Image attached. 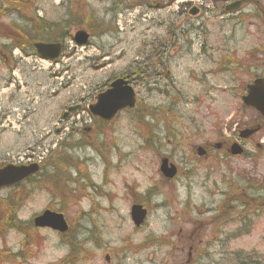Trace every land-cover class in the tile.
<instances>
[{"label": "rangeland", "instance_id": "374dc122", "mask_svg": "<svg viewBox=\"0 0 264 264\" xmlns=\"http://www.w3.org/2000/svg\"><path fill=\"white\" fill-rule=\"evenodd\" d=\"M34 1L50 22L94 12L113 31L80 48L72 36L91 25L70 26L56 62L10 53L0 35V166L26 163L39 149L55 164L17 218L30 223L53 194L71 228L67 235L0 233V264H264V211L253 207V198L264 197V120L241 101L246 86L264 77V0L235 17L223 12L232 0ZM195 4L204 9L199 19L188 14ZM1 21L27 24L17 13ZM169 30L178 36L174 45ZM228 50L244 64L236 75L216 64ZM158 52L164 65L147 60ZM129 72L134 112L111 123L88 115L97 95ZM74 106L80 113L63 120ZM251 125L260 132L240 141L238 132ZM233 140L241 156L216 147ZM162 156L179 168L172 181L159 174ZM137 202L149 209L139 228L130 215ZM242 204L254 213L245 224ZM9 212L0 207V229Z\"/></svg>", "mask_w": 264, "mask_h": 264}, {"label": "water", "instance_id": "95a60500", "mask_svg": "<svg viewBox=\"0 0 264 264\" xmlns=\"http://www.w3.org/2000/svg\"><path fill=\"white\" fill-rule=\"evenodd\" d=\"M238 4L231 6L230 10L234 11ZM89 35L84 31H79L74 36V41L77 45L82 46L87 44ZM37 53L45 59L55 60L60 56L61 44H35ZM243 104L246 107L254 108L264 117V81L256 80L252 85L247 87V94L242 97ZM136 93L133 87L129 86V82L124 79H119L111 84L109 90L99 95L96 104L90 107L91 113L95 117L102 120L111 121L119 112L124 109H132L135 107ZM247 130L241 133L242 138H248L253 133L258 131ZM202 154V150L199 149ZM233 155H241L243 149L238 145H233L231 148ZM37 171L36 165L31 166H15L7 165L0 168V190L2 188L15 185L27 179ZM160 172L167 178L172 179L177 174V168L169 164L167 158L161 161ZM147 217V210L141 206H134L131 211V218L136 227H140ZM36 228H50L60 233L68 231V225L62 214L53 212H45L34 220Z\"/></svg>", "mask_w": 264, "mask_h": 264}, {"label": "trees", "instance_id": "16d2710c", "mask_svg": "<svg viewBox=\"0 0 264 264\" xmlns=\"http://www.w3.org/2000/svg\"><path fill=\"white\" fill-rule=\"evenodd\" d=\"M74 2H83L84 0H73ZM71 5V1H69ZM35 1L34 0H0V35L7 38L12 42L11 50L14 47H32L34 42H43V41H55L57 39H62L69 35L68 29L70 26L74 25H82L85 21L89 23L91 31L94 33V28H96L97 32H106L108 30L107 26L105 25L104 21L98 20L94 12L89 13L88 16L78 18L74 17L69 11V17L66 19L65 22H50L44 18L38 16L37 10H35ZM28 13H26V12ZM30 12V13H29ZM11 13H17L22 18L26 19V26L21 27L15 25L13 23L6 24L2 22V19H7ZM95 30V31H96ZM233 58V59H232ZM232 58L226 55L223 57V64L227 61V65L233 64L237 58L236 55H233ZM160 62L161 58L159 57L156 59V62ZM146 71V70H145ZM144 70L142 72H145ZM231 72H234L233 70ZM143 75V74H142ZM141 75V76H142ZM147 76H142L141 80H146ZM147 81V80H146ZM150 85V82H147ZM28 194L23 196L17 197L18 200H25ZM259 198H253V204L256 205H263L264 198L258 196ZM17 201L13 199H9V201H3L0 203V207H3L5 211H10L9 219L6 220V225L2 226L0 229V233H6L9 230H17L22 233H26L27 231H32V226L30 224H25L20 222L17 217H15V208ZM248 209L246 210V212ZM7 227V228H6ZM7 253V251H5ZM250 263H257L251 262ZM242 264H248L246 261H242ZM258 264V263H257Z\"/></svg>", "mask_w": 264, "mask_h": 264}, {"label": "flooded vegetation", "instance_id": "af4514ba", "mask_svg": "<svg viewBox=\"0 0 264 264\" xmlns=\"http://www.w3.org/2000/svg\"><path fill=\"white\" fill-rule=\"evenodd\" d=\"M178 2H181L180 0H178ZM199 11H201V8H199ZM189 45H191L190 43H189ZM162 63V62H161ZM163 64V63H162ZM164 65V64H163ZM80 109V108H79ZM80 113V110H78L77 112H76V114H79ZM82 114L83 115H86L85 114V111L84 112H82ZM69 118H71V115H68V116H66L65 118H64V120H68ZM236 142H238V140H233L231 143L233 144V143H236ZM227 144V143H226ZM67 144H63L62 145V148H64L65 146H66ZM216 147H217V149H220L221 151H226L227 152V154H229L228 152H229V146H228V148L226 147V145H225V147H224V144H221V143H219V144H217L216 145ZM66 148V147H65ZM206 148H208V146H206L205 147V149ZM204 149V153H203V157H208V154H207V150H205ZM40 151H41V149H39L38 151L37 150H34V152L32 153V157H31V159H30V161L28 162V165L29 164H37L38 166H39V171L37 172V174L34 176V177H32L31 178V183H30V191L32 192V193H34L35 191H38V188L37 187H41L42 186V184H46L48 181L47 180H44V181H41V180H43V178H45V177H47L48 176V174H49V167L50 166H52L53 167V169L55 168V164L53 163V162H51V160H47V161H43V160H40V158L38 157V155H40ZM39 159V160H38ZM49 177V176H48ZM51 186H54L55 187V189H58V190H61V192H68V190L66 189V187L64 186V187H62V185H57V183L55 182V183H51ZM49 189H51V187H48ZM11 193H10V195L11 196H15V197H18V196H20V193L19 192H21V190L20 189H13V190H9ZM52 193V192H51ZM50 193V194H51ZM66 196V195H65ZM56 197H59V196H54L53 194H52V199L54 200L53 202H51L48 206H47V208L45 209V210H50V211H58V212H60V210H58V208H57V206H59L58 204H56V202H55V198ZM15 201H17V199H15ZM138 203V202H137Z\"/></svg>", "mask_w": 264, "mask_h": 264}]
</instances>
